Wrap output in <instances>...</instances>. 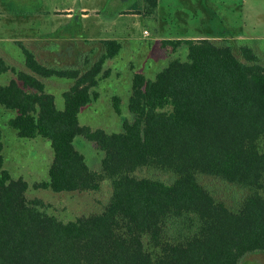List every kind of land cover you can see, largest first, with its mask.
Segmentation results:
<instances>
[{
	"label": "trees",
	"instance_id": "obj_1",
	"mask_svg": "<svg viewBox=\"0 0 264 264\" xmlns=\"http://www.w3.org/2000/svg\"><path fill=\"white\" fill-rule=\"evenodd\" d=\"M131 9L155 19L157 0H138ZM223 36L160 40L161 49L184 47L186 55L170 59L153 79L132 75L133 120L121 133L78 121L97 98L103 65L119 54V42L101 41L103 52L91 64L85 59L84 69L64 71L21 46L29 73L12 69L15 77L0 85V107L13 112L6 124L19 138L49 143L48 181L33 187L96 192L106 180L111 195L100 213L66 222L50 215L40 200L25 197L27 182L3 167L0 130V264H241L264 253V66L251 48ZM7 67L0 59V74ZM52 76L72 80L62 110L45 91L42 79ZM77 136L102 152L99 171L75 148ZM143 166L175 178L166 184L133 176ZM199 174L248 193L231 210Z\"/></svg>",
	"mask_w": 264,
	"mask_h": 264
},
{
	"label": "rangeland",
	"instance_id": "obj_2",
	"mask_svg": "<svg viewBox=\"0 0 264 264\" xmlns=\"http://www.w3.org/2000/svg\"><path fill=\"white\" fill-rule=\"evenodd\" d=\"M207 1L211 4L197 5L196 0H161L159 18L158 15L155 19L142 16L139 30L131 29L119 54L103 65L98 85L94 88L97 98L80 110V125L107 133H121L123 123L133 120L127 110L132 75L140 72L147 79H153L170 59H184L186 48L176 52L170 48L163 50L159 40L152 38L154 33L170 39H186L194 34L209 37L222 34L251 48L264 66V0ZM100 3L101 0H0V59H4L8 66L7 71L0 74V85L8 84L15 77L12 69L28 72L21 46L41 64L55 70L64 71L71 67L82 70L86 66L85 59L91 64L103 52L102 45L96 41H82L83 34L79 33V23L74 19L79 17L73 15L79 5L96 9ZM116 4L126 5L122 0H107L104 7L110 11ZM84 22L87 26L85 34L93 35L97 30L94 21L88 19ZM143 29L150 33L151 39L142 35ZM212 41L220 43L218 39ZM235 55L240 57L237 47ZM42 80L45 91L53 95L56 108L62 110V93L69 89L72 80L58 76ZM116 100L119 101V112L114 108ZM0 115L3 167L13 178L21 177L27 182L26 198L40 200L50 215L64 222L103 210L111 195L110 183L106 180L96 192L56 193L50 189L34 188V184L48 181L47 170L52 161L49 143L41 137L19 138L6 124L13 112L0 107ZM74 145L84 156L88 167L99 171L102 152L81 136L75 138ZM132 174L166 184H171L175 178L169 171L150 166L140 167ZM197 179L216 201L231 210L238 209L248 193L247 189L217 177L199 174ZM241 264H264V253L248 254Z\"/></svg>",
	"mask_w": 264,
	"mask_h": 264
},
{
	"label": "crops",
	"instance_id": "obj_3",
	"mask_svg": "<svg viewBox=\"0 0 264 264\" xmlns=\"http://www.w3.org/2000/svg\"><path fill=\"white\" fill-rule=\"evenodd\" d=\"M122 1L125 2L126 5L120 6L116 4L114 10H110V11L107 10L106 7H104L105 3H107V0H105L104 4H103V0H101L100 7H97L96 9H88V7L81 6V5L78 6V10L75 11V14L73 16L79 17V18H74V19H76V21L79 23L78 25L79 33L80 31L82 32L83 34L82 41H84V43L86 42L91 43L95 41L101 42L103 40H116L123 47V44L124 45L126 44L127 37L130 36L131 29L139 30L142 24L141 23L142 15L138 13L137 10L131 9V5L133 3H137L138 0H122ZM196 3L197 5H201L200 3H203L204 5L211 4V2L207 0H196ZM141 4L142 3L140 2V5ZM160 6H161V0H157L156 16L159 14ZM73 11L74 9L71 7L72 14H73ZM117 12H124V13H117ZM91 13H94V15L91 16ZM157 18H159V15L157 16ZM88 19H92L94 21L93 23L97 29L96 32L93 33V35L88 34L89 36L85 34V31H87V26L84 22L85 20H88ZM144 32L146 33L144 34ZM142 35L145 37L149 36L148 38L151 39L150 33L147 32L146 29L142 30ZM152 38H156L159 41L160 40H170V38L163 37L159 33H154V37ZM185 38L186 39H202V38L211 39V37L204 35V34H197V35L194 34V35L187 36ZM176 39H179V38H176Z\"/></svg>",
	"mask_w": 264,
	"mask_h": 264
}]
</instances>
